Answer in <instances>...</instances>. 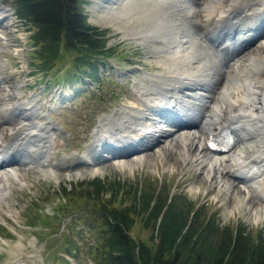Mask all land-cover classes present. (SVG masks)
<instances>
[{
	"label": "rangeland",
	"instance_id": "obj_1",
	"mask_svg": "<svg viewBox=\"0 0 264 264\" xmlns=\"http://www.w3.org/2000/svg\"><path fill=\"white\" fill-rule=\"evenodd\" d=\"M97 1L101 3V0H86L83 8L88 22L104 35L109 49V55L103 59L107 62L103 69L107 72L101 75L98 82L85 79L79 82L83 85H75L62 81L64 84L60 86L56 85L57 78L75 68V53L62 51L51 77L40 71L35 74L37 70L32 71V67H37L38 62L32 58L33 50L27 39L28 27L15 17L11 2H0V9L6 12L0 26V140L6 128L10 130L25 123L20 114L21 117H12L6 112L13 110L15 103H21L25 112H29L31 103L35 104L36 115L32 121L41 126L48 125L50 140L48 152L43 157L49 165L41 167L45 169L27 166L21 163L23 159L18 158L11 163L5 161L16 172L17 178L5 176L0 170V264H95L90 249L92 244L88 243L89 240L94 241L95 221L82 220L83 214L77 216L72 211L77 207L86 209L101 204H106L108 208L129 207L133 202V187L153 191L162 197L174 195L172 209L188 224L191 213L199 211L192 224L197 229L205 220H214L220 227L227 226L231 231L242 225L252 240L264 239V199L254 196L253 200L249 197L243 200L240 190L244 189V182L234 180L232 183L231 179L213 170L211 164L217 159L207 156L201 167L196 165L201 154L194 151L195 144L191 142L192 136L199 132L195 128L178 130L179 134L176 131L167 139L153 141L146 151L133 150L111 157L98 151L95 154L97 161L87 158L86 150L100 121L103 120L101 124L105 128L113 129L117 127L116 123L125 120L122 117L127 111L134 113L135 109H140L146 112V105L141 101L142 87L153 83L152 75L169 76L172 69L167 62L178 56L174 53L176 47L170 48L163 42V31L152 36L147 34L144 36L146 40L132 36L131 29L141 28L142 21H137V18L128 16L105 24L100 18L94 20L96 15L92 11L98 10L96 14H99L102 10ZM132 2L130 0V4ZM135 13L139 15L140 11ZM261 33L245 44L242 41L237 45V39L232 40V49L241 52L243 48L254 51L261 48L259 52H264V33ZM192 42L201 57L206 58L210 54L206 45L213 51L211 45L202 39ZM218 56L227 66L226 56L217 54L218 59ZM209 58L210 55L206 59ZM238 74L241 78L251 76L246 71ZM256 77L258 81L264 80V63ZM261 87L264 89V84ZM184 117H193L196 122L200 119L197 111ZM5 118L10 120L5 122ZM200 121L203 122L202 119ZM130 122L132 125L137 123L134 119ZM153 125L154 128L170 126L162 122ZM177 135L182 138H177ZM142 143L146 144V139ZM257 149L262 150L259 144L251 152ZM209 159L212 162H207ZM97 177L107 181L119 179L123 186L119 191L113 186V190L97 196L87 194L85 184ZM262 178L259 177V180ZM80 183L83 186L77 187ZM81 196L90 197L86 199L87 204ZM68 198L73 204L67 201ZM183 200L190 204L184 205ZM144 218L140 214L135 216L130 232L138 242L151 248L156 244L152 238L156 233ZM220 238V232L208 235L212 243L219 242ZM189 239L191 241L195 237ZM70 250L76 257L67 252ZM63 255L67 261L62 258ZM178 262L179 257L175 259V264Z\"/></svg>",
	"mask_w": 264,
	"mask_h": 264
},
{
	"label": "bare ground",
	"instance_id": "obj_2",
	"mask_svg": "<svg viewBox=\"0 0 264 264\" xmlns=\"http://www.w3.org/2000/svg\"><path fill=\"white\" fill-rule=\"evenodd\" d=\"M132 1L131 4L130 0H101V3L97 1V6L102 10L99 14H96L98 10L92 11L96 15L94 20L100 18L105 24L128 16H131V19L137 18V21H142L141 28L131 29L132 36L138 40H146L147 37L144 36L147 34L152 36L163 31V42L166 46L170 45V48L176 47L177 51L174 53L178 56L167 62L172 69L169 76L152 75L153 83L142 87L141 101L146 105V112L140 109L133 110L134 113L127 111L122 117L125 120L116 123L117 127L113 129L105 128L101 124L103 120L100 121L93 141L86 150L87 158L97 161L95 154L98 151L110 157L122 156L133 150L146 151L151 146L150 143L175 135L180 127H187V130L195 128L199 132L196 135L193 133L191 142L195 144L194 151L201 154V160L197 159L196 165L201 167L207 156L217 159L218 163L211 164L213 170L231 179L232 183L234 180L244 182L243 190L236 187L242 192L243 200L248 197L253 200L254 196L264 199V89L261 87L264 80L259 79V82L256 77L264 63V52H259L261 48L256 49V52L246 48L241 52H234L229 47L232 40L229 34L234 27H238L237 33L240 37L246 35L254 24L257 25V31L252 38L264 31V0ZM136 11H140V14L136 15ZM3 13L6 12L0 9V26L6 17ZM260 25L263 26L261 29ZM226 28L231 31L224 33ZM197 38L206 44L215 45L213 51L206 45L210 52L209 59H206L209 55L206 58L201 57L196 50L192 40ZM220 51H225L228 55L227 66L223 59L216 57V53ZM164 53L167 54V51ZM243 71L249 72L251 76L241 78L238 73ZM231 82L234 83L230 84ZM21 105L15 103L14 109L6 112L12 117L22 116L25 123L10 130L6 128L0 140V170L4 171L5 176L15 178L16 172L7 166V163L18 158L23 159L21 163L37 170L45 169L41 167L49 165L43 158L50 146L48 125L41 126L32 121L36 115L35 104L31 103L29 112L22 110ZM196 111L203 122L200 119L197 122L195 120L194 126L181 123V115H194ZM150 113L156 114L159 121L152 119ZM133 119L137 122L134 125L130 124ZM9 120L10 118H5V122ZM155 122L178 126L176 129L170 126L154 128ZM222 128L230 129L232 144L228 152L219 154L208 148L207 140L214 131ZM179 133L178 131L177 134ZM181 135L179 136L182 138ZM179 136L177 138H180ZM145 139L147 143L141 144ZM256 144H259L262 150L257 149L252 153L251 150ZM115 145L120 146L115 149ZM198 169L200 171V168ZM259 177L263 178L259 180Z\"/></svg>",
	"mask_w": 264,
	"mask_h": 264
},
{
	"label": "trees",
	"instance_id": "obj_3",
	"mask_svg": "<svg viewBox=\"0 0 264 264\" xmlns=\"http://www.w3.org/2000/svg\"><path fill=\"white\" fill-rule=\"evenodd\" d=\"M8 1L13 3L18 20L31 32L32 58L38 62L37 67H32V71L37 70L35 74L40 71L51 77L55 62L61 52L66 51L75 53V68L58 77L56 84L99 80L101 68L106 65L103 59L109 55V49L105 48L103 33L87 20L83 8L85 0ZM82 186L81 183L77 185ZM113 186L119 191L123 183L119 179L107 181L97 177L85 184L86 193L96 196L113 190ZM132 195L133 202L129 207L108 208L101 204L86 209L77 207L72 211L77 216L83 214L82 220L95 221L94 241H88L92 244L90 249L95 264H175L178 257V264H264V239L252 240L242 225L231 231L227 226L220 227L214 220H205L197 229L192 224L200 212L191 213L189 224L183 221L181 215L172 209L174 195L162 197L137 187H133ZM81 197L87 204L86 199L90 197ZM67 201L73 204L69 198ZM183 204L188 206L190 202L183 200ZM138 214L151 223L149 226L156 233L154 237L152 235L156 240L154 247L148 248L132 237L130 229ZM210 232H220L221 240L212 243L208 239ZM194 237L190 241L189 238ZM67 252L76 257L71 250Z\"/></svg>",
	"mask_w": 264,
	"mask_h": 264
}]
</instances>
